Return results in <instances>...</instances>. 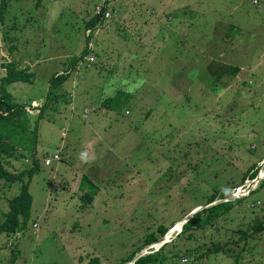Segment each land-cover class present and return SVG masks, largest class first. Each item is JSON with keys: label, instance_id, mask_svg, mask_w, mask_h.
Masks as SVG:
<instances>
[{"label": "rangeland", "instance_id": "1", "mask_svg": "<svg viewBox=\"0 0 264 264\" xmlns=\"http://www.w3.org/2000/svg\"><path fill=\"white\" fill-rule=\"evenodd\" d=\"M5 1L0 78L9 62L31 74L10 88L29 129L49 78L87 43L90 54L38 121L28 225L0 236V264L12 252L14 264H118L147 236L160 240L159 228L168 235L153 264H264V231H251L264 222V0H117L89 38L85 23L103 0ZM107 98L122 105L107 110ZM8 164L31 166L28 156ZM251 170L262 179L240 184ZM82 176L95 189L81 190H96L88 206ZM234 186L244 192L227 200L240 202L214 227L190 240L171 234L211 193ZM18 191L0 186V221Z\"/></svg>", "mask_w": 264, "mask_h": 264}, {"label": "trees", "instance_id": "2", "mask_svg": "<svg viewBox=\"0 0 264 264\" xmlns=\"http://www.w3.org/2000/svg\"><path fill=\"white\" fill-rule=\"evenodd\" d=\"M6 5V1L2 0L0 3V19L2 14L5 12ZM101 20H103L101 16H95L85 23V31H88L86 37L89 38L91 30L97 25H101ZM231 30L232 27L229 26L228 30H226V38L228 37V34H231ZM88 54H90V48L87 43L77 57H74L67 62V67L61 72L60 75L56 73L49 78L44 103L37 109V120L31 129H29L28 126V119L26 118L27 110L25 106L15 102L13 96L10 93V88L13 85L19 83H30L31 74H29L26 69L17 68L16 64L13 62H9L1 66L6 71L5 76L0 78V186L3 188L5 185L12 186L13 184L18 183L19 191L17 195L9 198L7 201L8 210L3 215L2 221H0V236H13L26 230L31 208V196L28 192V188L32 177L39 170V162L36 158L38 121L43 118L42 116L48 111L49 108H51L52 111L55 110L58 97H60L59 90L61 86L67 80L73 69ZM226 71L235 75L238 72V69L227 67ZM123 97L122 99L126 100L128 96L124 94ZM122 101L123 100L120 99L110 100V98H107L102 102L101 105L107 110H112L120 107L122 105ZM114 104L115 107L111 108V106ZM26 156H28L31 163L29 168L20 170L19 172H11L6 167H9V160H20ZM256 174L257 172L252 170L247 172L240 184L245 181L246 177H248L250 180H254L256 178ZM82 179V184L79 188L80 190L86 187L87 184L91 186V189H95L93 183L90 182L86 176H82ZM237 187L238 186H234L230 189L219 190L211 193L205 206L219 200L226 199L234 192V189ZM81 192L83 191L81 190ZM94 193H96V190L92 194H89L85 191L79 198L84 202V204L88 206L93 200L92 196ZM239 202L240 200H229L195 213L181 227V231L177 237L185 235V238L190 240L192 239V233L195 231L214 227L218 221L227 215ZM158 231L161 237L165 236V234L168 232V230L164 228H159ZM251 231L252 234L264 231V222L257 221L255 225L251 227ZM241 236L242 238H248V233H241ZM156 241L157 238L151 234L146 237L144 247L155 245ZM143 248H139L137 252L129 255L124 261H121L118 264H126L127 262H130L134 255ZM163 248L164 245L161 246L158 251L140 257L134 262V264H153L157 262L160 252ZM215 250L218 251L221 250V248H216ZM15 260L16 253L12 252L9 261L10 264H14ZM86 264H100V262L98 258L95 257L90 259Z\"/></svg>", "mask_w": 264, "mask_h": 264}, {"label": "built area", "instance_id": "3", "mask_svg": "<svg viewBox=\"0 0 264 264\" xmlns=\"http://www.w3.org/2000/svg\"><path fill=\"white\" fill-rule=\"evenodd\" d=\"M117 0H103L102 1V4L100 7L98 8H95L94 10V15L95 16H101V18L103 20H108L111 18V13L108 11V6H110L113 2H116ZM254 4H257L256 1H254ZM88 62L91 63L93 62V58H89L88 59ZM87 114V112H85V115ZM53 161H58V156L54 155L53 156ZM50 164V161L49 160H45L44 162V165H49ZM245 184H249V183H244L243 185ZM252 184H255L254 182H252ZM242 187V186H241ZM241 187L235 189V192L236 194H239V193H243L244 191L241 189ZM246 194H250L249 190L246 192ZM233 195V194H232ZM149 250H156V249H149Z\"/></svg>", "mask_w": 264, "mask_h": 264}, {"label": "water", "instance_id": "4", "mask_svg": "<svg viewBox=\"0 0 264 264\" xmlns=\"http://www.w3.org/2000/svg\"><path fill=\"white\" fill-rule=\"evenodd\" d=\"M261 180V178L260 177H256L254 180H253V182L256 184V183H258L259 181ZM228 200H227V198L226 199H224V200H219V201H217V202H214V203H212V204H209L208 206H204V207H202V208H199V209H196V210H194L193 212H191L189 215H187V216H185L180 222H179V224H180V227H179V229H178V231L177 232H180L181 231V227L195 214V213H197V212H199V211H202V210H204V209H206V208H209V207H212V206H214V205H217V204H219V203H223V202H227ZM166 237V235L165 236H163L160 240H158V241H156V243H155V245H157V244H159V243H162V242H164L163 240H164V238ZM144 255H146V254H144V251L143 252H139L137 255H135L134 257H133V259L129 262V264H134V262L137 260V259H139L140 257H142V256H144Z\"/></svg>", "mask_w": 264, "mask_h": 264}, {"label": "clouds", "instance_id": "5", "mask_svg": "<svg viewBox=\"0 0 264 264\" xmlns=\"http://www.w3.org/2000/svg\"><path fill=\"white\" fill-rule=\"evenodd\" d=\"M257 177V176H256ZM258 177H260L259 175H258ZM261 179H262V177H260ZM251 182H253L252 180H251ZM256 184H258V183H256ZM250 195V194H249ZM165 235H167V233L165 234ZM163 243H165V242H162V244L159 246V247H154L153 245L151 246V247H149V248H154V249H156V250H153L152 252H156V251H158L159 250V248L163 245ZM151 252V253H152Z\"/></svg>", "mask_w": 264, "mask_h": 264}, {"label": "bare ground", "instance_id": "6", "mask_svg": "<svg viewBox=\"0 0 264 264\" xmlns=\"http://www.w3.org/2000/svg\"><path fill=\"white\" fill-rule=\"evenodd\" d=\"M262 176H263V174L261 173L260 177H262ZM179 227H180V224H179V225H178V226H177V227L171 232V234L174 233V232H177L178 229H179ZM171 234H169V236H170ZM167 235H168V233H167ZM167 235H166V236H167ZM165 238H166V237H165ZM160 244H161V243L157 244L156 247H159Z\"/></svg>", "mask_w": 264, "mask_h": 264}, {"label": "crops", "instance_id": "7", "mask_svg": "<svg viewBox=\"0 0 264 264\" xmlns=\"http://www.w3.org/2000/svg\"><path fill=\"white\" fill-rule=\"evenodd\" d=\"M139 1V0H138ZM141 3V1H139Z\"/></svg>", "mask_w": 264, "mask_h": 264}]
</instances>
